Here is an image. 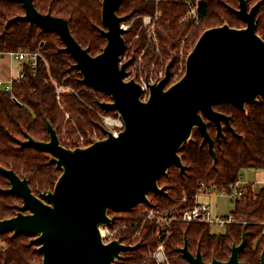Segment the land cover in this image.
Masks as SVG:
<instances>
[{"label":"water","instance_id":"1","mask_svg":"<svg viewBox=\"0 0 264 264\" xmlns=\"http://www.w3.org/2000/svg\"><path fill=\"white\" fill-rule=\"evenodd\" d=\"M19 1L25 15L16 20L58 34L65 45L62 51L74 59L70 70L80 72L82 84L111 98L99 105L105 112L119 113L125 128L118 136L102 128L106 139L74 149L61 144L49 122V141L35 140L26 133L27 140L19 141L20 145L51 154V163L62 169V174L53 190L35 194L26 177L0 166V173L10 181V188L1 192L21 199L14 217L0 218V234L32 237L30 244L37 246L43 257L35 264H114L125 259L122 252L135 251L138 246L119 241L103 244L100 227L112 222L108 211L127 212L139 204L152 206L149 192L167 196L159 180L172 165L181 175L186 173L179 152L195 129L203 137L202 146L208 145L217 162L210 122L217 127L219 144L225 128L235 133L231 116L217 111V104L232 102L244 109L259 99L264 102V39L257 33L261 3L250 9L247 0H239V8L231 11L246 26L225 24L205 30L187 57L183 77L167 87L173 66L169 63L165 78L150 86V98L143 102L141 85L125 81L134 59L120 64L127 50L124 23L131 18L118 15L122 0H103L104 28L100 32L107 44L97 56L76 40L68 19L39 12L34 0ZM246 245L244 232L227 261L213 259L208 263L200 247L196 257L190 252L186 237L181 252L192 264H247L240 260Z\"/></svg>","mask_w":264,"mask_h":264},{"label":"trees","instance_id":"2","mask_svg":"<svg viewBox=\"0 0 264 264\" xmlns=\"http://www.w3.org/2000/svg\"><path fill=\"white\" fill-rule=\"evenodd\" d=\"M251 9L261 3L258 10L257 33L264 39V0H247ZM39 12L62 17L70 21L73 36L92 56L99 55L107 44L100 28L103 0H34ZM239 0H204L200 7L199 25L181 23L188 6L183 0H122L118 15H131L124 24L132 28L124 35L127 44L131 43L135 55L148 44L146 30L134 41L142 28L141 16L153 15L158 10L162 17L158 22V36L163 60L158 70L173 63L172 73L180 68L182 47L186 55L194 48L203 32L225 24L234 28H244L241 20L231 8H239ZM25 9L19 0H0V52H38L41 54L37 68L22 65L25 77L15 81L11 92L0 90V166L13 169L20 177H26L35 194L54 189L62 174V169L51 163V154L33 147H22L19 141L27 140L26 133L38 141H49V122L56 129L64 147L76 148L81 144V135L89 137L95 129H100L101 115L116 116V112H105L99 102H110L104 93L81 83L82 75L70 70L75 63L70 54L62 51L65 45L54 32H45L31 22L16 20L24 16ZM149 47L145 58L148 66L157 60L154 48ZM65 91L58 94V87ZM60 97V101L59 98ZM15 98V99H14ZM215 109L231 116L235 133L224 129V137L217 141V127L210 122L209 132L215 140L217 162L208 145L202 146L203 137L195 129L192 138L180 149L179 154L187 170L181 175L180 169L172 165L168 173L159 180L167 196L149 192L152 207L165 210L179 206L184 198L188 206L195 203L202 183L213 185L219 190H231L242 181L246 170H264V102L258 100L246 108L237 107L232 102L219 103ZM70 118H67V116ZM101 131V130H100ZM86 144V143H85ZM10 188V181L0 173V189ZM245 196L235 202L230 215L235 222L228 224L223 232L216 233L207 223L175 222L172 236L168 241V252L174 262L183 258L181 249L185 238L189 241L192 253L201 248L206 262L213 259L227 261L234 244L242 242L247 233V245L240 260L247 264H261L264 253V189L254 191L252 185L245 186ZM21 199L16 195L5 194L0 190V218L5 220L16 215V205ZM148 205L139 204L129 212H121L122 218L132 221L140 209ZM13 233L0 234V264H35L43 257L37 246L31 245L32 237ZM148 238L145 234L144 240ZM125 240V239H123ZM128 252V258L119 264H135L142 261V251Z\"/></svg>","mask_w":264,"mask_h":264},{"label":"built area","instance_id":"3","mask_svg":"<svg viewBox=\"0 0 264 264\" xmlns=\"http://www.w3.org/2000/svg\"><path fill=\"white\" fill-rule=\"evenodd\" d=\"M156 3H159L160 0H153ZM187 6L188 10L186 15L181 20V23H194L195 26L199 25V11L204 0H183ZM162 17V13L158 10L153 15H144L141 16L143 25L139 30L138 34L135 36L134 41H137L142 30H146L148 35V44L139 54L135 55L132 51L133 44L129 46L127 44V50L122 56L120 64H124L132 59L134 61L127 68V77L125 81L134 80L136 83L140 84L142 87V96L141 100L147 102L150 98V86L153 84L160 83L166 74V68L158 70V59L159 62L163 60L162 52L160 48L159 36L157 32L158 22ZM124 28L129 31L132 28V25L124 24ZM152 47L155 50V55L157 60L150 65H145V58L147 56L148 48ZM151 48V49H152ZM184 46L182 47L181 55V64L185 71L186 60L188 54L183 53ZM131 52L133 54H131ZM10 56L19 64H29L32 68H37L41 54L36 52H0V59ZM182 72V71H181ZM177 74L172 77L178 82L182 74ZM25 77V74L21 71V74L18 78L11 80L8 83H4L0 80V90L11 92L13 84L15 81H21ZM169 82V83H170ZM168 83V85H169ZM167 85V87H168ZM65 91L64 86L58 87V94L61 95ZM96 92V91H94ZM15 99V98H14ZM60 101V97L58 98ZM67 118H70L68 115ZM102 122L100 129H95L92 132V135L89 137L81 135V144L78 147H89L94 144L96 141L106 139V135L103 133L102 128L107 129L113 135L118 136L125 128V123L119 113L116 116L109 114L101 115ZM101 130V131H100ZM86 143V144H85ZM245 186L241 185V181L234 186L231 190L223 189L219 190L213 185H208L205 183L201 184L198 194L195 198V203L187 207L188 199L185 197L182 203L179 206L172 207L165 210L155 209L152 206H147L146 208L140 209L138 212L137 218L132 221H126L122 218V215L118 212L109 210L108 216L112 219V222L109 224H103L100 227L101 240L104 245L111 244L115 241H119L121 244L138 246L139 251L144 245L145 251H142L143 260L136 262L135 264H192L190 263L182 253L183 258L174 262L171 258V255L168 252V241L172 236L173 224L175 222H186V223H207L212 225L213 228H225L228 224L234 223L235 220L232 215L228 216H217L214 214L211 206L207 203H202L199 201L200 195L207 196H218L226 195L232 199V201L237 202L245 196ZM133 209L129 210L132 211ZM127 211V212H129ZM148 233V238L145 241V234ZM125 239V240H123ZM130 251V252H135ZM192 253V252H191ZM195 257L197 252L192 253ZM125 259H117L114 264H119L122 261H125L128 256L121 253ZM204 260V257H203ZM204 262H206L204 260ZM201 264V263H197Z\"/></svg>","mask_w":264,"mask_h":264},{"label":"crops","instance_id":"4","mask_svg":"<svg viewBox=\"0 0 264 264\" xmlns=\"http://www.w3.org/2000/svg\"><path fill=\"white\" fill-rule=\"evenodd\" d=\"M22 71V64L17 63L12 57L6 56L0 59V80L8 83L19 77ZM242 186L252 185L254 191L259 192L264 189V170H246L243 172ZM226 196V195H220ZM213 199L220 200L221 197L200 195L199 201L211 206L214 214H218L214 207ZM231 199V198H230ZM219 210V208H217ZM234 210V209H233ZM223 212V211H222Z\"/></svg>","mask_w":264,"mask_h":264},{"label":"rangeland","instance_id":"5","mask_svg":"<svg viewBox=\"0 0 264 264\" xmlns=\"http://www.w3.org/2000/svg\"><path fill=\"white\" fill-rule=\"evenodd\" d=\"M128 25H131V24H128ZM131 54H133V53L131 52ZM185 70H186V66H185ZM180 72L182 74V76H181V78H182L183 75L185 74V71H184L182 66H180V68L175 72V74H173V76H175L177 74H180ZM174 83H176V79L175 78L172 79V81L169 83L168 87H170ZM217 197H221V199L220 200H217V199H213L212 200L213 203H214V207L216 208V210L218 212V214H215V215H217V216H222V215L223 216H228V215H230L231 212L233 211V209L235 208V202L232 201V199H230L228 196H220V195H218ZM217 208H219V210ZM213 231L216 232V233L223 232L224 228H213ZM0 244H1V241H0ZM128 252H130V251H128ZM128 252H123V253L126 254Z\"/></svg>","mask_w":264,"mask_h":264}]
</instances>
